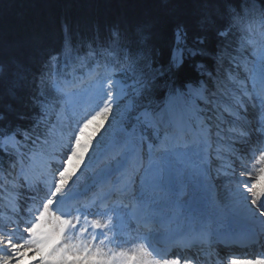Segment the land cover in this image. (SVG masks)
Segmentation results:
<instances>
[{
    "label": "snow or ice",
    "instance_id": "snow-or-ice-1",
    "mask_svg": "<svg viewBox=\"0 0 264 264\" xmlns=\"http://www.w3.org/2000/svg\"><path fill=\"white\" fill-rule=\"evenodd\" d=\"M225 8L229 20L216 27V37L222 42L232 38V42L237 43L235 33L242 26L244 10L236 11L231 4H226ZM201 23L211 26L215 21L208 17ZM178 35L181 39L186 38L183 31L178 30ZM205 40L206 36H197L193 47L178 49L167 63L139 44L135 47L125 44L107 52L116 70L100 85L95 107L71 129L67 145L54 154L53 190L41 203L38 214L33 216L27 211V202H34L36 197L26 195L29 190L28 180L23 175L26 169L22 165L19 172L16 165L5 168L3 161L6 157L15 159V156L26 160L40 136L44 135L39 130L41 125L47 124L46 113L51 103L48 88L51 86L59 91L57 78L68 68L67 63L61 64L57 57L48 60L36 83L32 99L36 115L31 124L12 127L0 116V173L3 174L0 182L4 185L0 192L11 189L16 194L7 201L3 211H10L9 204L14 200L19 209L18 219L27 217L23 222L29 225L15 240L9 233L8 242L0 243V264H24L28 255L33 257L29 264H264V229L245 237H226L229 242L199 230L187 236L181 234L180 238L164 244L147 228L141 233L138 227L131 238L123 235L126 225L133 219L138 225L142 220L141 226L153 219L152 205L144 199V194L164 186L172 174L170 161L158 164L154 157L169 144L170 138L187 132H191L199 144L202 163H197L195 172L199 188L210 204L252 221L259 220L264 226V191L259 186L264 179V50L259 78L253 75L250 84L240 83L238 94L229 93V99L222 104L223 62L238 63V59L225 48L217 50L215 65L197 61L196 57L208 54L206 47H200L205 45ZM238 43L245 47L249 41L240 36ZM185 53L194 61L196 75L180 78L178 71L184 64ZM17 79L26 80L22 68L17 71ZM213 88L216 91H212ZM158 100L165 102L160 111H157ZM177 101H183V120L177 124L162 121V114ZM249 115L252 121L247 120ZM113 122L119 125L120 136L119 140L113 139L115 155L124 157L121 166L125 168L116 180V184L122 182L123 187L114 191L120 192L124 199H137V209L143 213L142 217L135 211L129 214L126 208L131 205H125L122 199L108 202V196H101L84 202L81 197H87V192L69 191L73 184L81 181L96 158L104 132L112 128ZM94 123L95 129L86 131ZM146 130L155 131L157 139L163 135L159 147L150 135L145 134ZM170 154L171 148L164 159L168 160ZM145 155L148 156L146 165L143 162ZM56 156H59L58 160ZM70 157L77 163L70 173H65L64 169L72 163ZM257 160L260 163H256ZM113 171L119 169L102 170L96 183L107 182ZM133 176L139 180L137 192L130 191L135 184ZM46 179V175L42 176L37 187H43ZM213 180H216L215 185ZM45 203L48 204L46 209ZM4 230L0 227V231ZM257 235L259 241L250 245L251 251L247 244L241 250V242L255 241ZM25 236L29 239L25 240ZM126 245L131 246L127 251L123 250ZM234 252L252 258L229 259Z\"/></svg>",
    "mask_w": 264,
    "mask_h": 264
},
{
    "label": "trees",
    "instance_id": "trees-1",
    "mask_svg": "<svg viewBox=\"0 0 264 264\" xmlns=\"http://www.w3.org/2000/svg\"><path fill=\"white\" fill-rule=\"evenodd\" d=\"M226 4L244 10L243 23L264 15V0H0V116L12 127L31 124L36 83L51 57L83 69L82 61L90 65L97 55L112 61L107 52L113 48L139 44L167 63L183 42L193 46L204 35L200 47L208 54L195 59L215 65L222 43L216 27L229 20ZM208 17L215 23L202 25ZM193 63L185 57L178 76L196 75ZM21 68L23 81L17 79ZM163 103L157 101L159 107ZM11 160L6 157L4 166Z\"/></svg>",
    "mask_w": 264,
    "mask_h": 264
},
{
    "label": "bare ground",
    "instance_id": "bare-ground-1",
    "mask_svg": "<svg viewBox=\"0 0 264 264\" xmlns=\"http://www.w3.org/2000/svg\"><path fill=\"white\" fill-rule=\"evenodd\" d=\"M93 100L94 97H92V95L89 94L84 95L81 99H76L74 101V105L77 106L79 110L78 113L80 115L82 114L80 110V105L82 102L87 104V109L90 110L91 103L93 102ZM182 104H183L182 101H177L170 108L168 112L162 114V117L170 118L169 122L171 123L173 122L179 123L180 121L183 120V116H184V112L181 107ZM251 111L252 110L249 109V112ZM72 118L73 117L69 115L67 120L61 123L60 128H64L65 129L64 132L66 131L67 134H69L71 132V129H73L74 122L77 123V121L81 119V118L80 119L75 118V120H73ZM248 118H250V120L252 121V117L248 116ZM116 139L117 140L120 139L119 131L116 134ZM192 143L190 144V146L189 145L174 146L168 144L166 145L167 148L165 150L161 149V151L157 153L154 159L160 158V161L163 164H166L169 161L171 162L172 174H171V179L169 181H166L164 186L158 187L155 191L150 190V193L147 196L148 198L147 203L152 205L153 207V204H156L157 201L159 200L160 204L169 205V208L171 210H174L177 207H179L187 215H191L194 219H197L200 223H208L210 221L224 222L226 220L230 221L235 219L242 221L243 218L246 219V217L244 216L242 218V215L234 214L231 212H225L223 210L214 208L207 200V197L204 194H202L199 188L198 176L195 172L197 163H202V161H200L199 159L201 153H200V149H196V153L193 152ZM170 148H171V154L169 155L168 160H165L164 155L169 152ZM109 151H111V154H107L109 153ZM115 151L116 149L113 147V141L109 143V145L105 149L99 150L96 156V158L99 160L98 161L99 164L94 167L95 162H91L89 164V168L85 171V174L81 177V181L78 182V184L84 183L82 182L83 180L82 178L87 176L88 179L86 182V186H89L90 184L93 185L96 180L100 179V174L102 173V170L106 168L109 170L119 169V171H122L124 167L121 166V162L124 161V157L115 155ZM75 155L76 152L74 150V156ZM39 159L35 158V160H39L41 162V158ZM256 163H260V161L257 160ZM75 164H71L69 167H66L64 169V172L70 173L73 170ZM212 183L213 185H215L214 183H216V180H213ZM75 185L77 184H73V186L69 190H71ZM259 186L261 190L264 191V179L260 181ZM30 189L33 191L36 190V192H34L33 194L37 193V196L39 195L42 196V198L35 196L36 199L39 198L40 200L45 201L49 197V194L45 193V188L44 190H39V188L36 185H30L29 190ZM217 191L219 192L220 190L217 189ZM33 203H32L34 205L33 209H35L36 206L37 207L39 206L35 202ZM45 205L48 204L45 203L44 207ZM39 210L36 211V214H38ZM154 213L156 216L159 217H162L164 215L162 211H157ZM23 221L22 224H24L25 229H27L28 227H26L25 225L26 223H24ZM256 221L260 222L259 220ZM216 235L218 236V238L224 241H226L225 238L228 237V235L220 231L216 232ZM16 242L20 243L22 241H16ZM130 247L131 246L126 245L123 250L127 251L129 250ZM32 259L33 257L31 255L26 256L24 260V264H29V261H31Z\"/></svg>",
    "mask_w": 264,
    "mask_h": 264
},
{
    "label": "rangeland",
    "instance_id": "rangeland-1",
    "mask_svg": "<svg viewBox=\"0 0 264 264\" xmlns=\"http://www.w3.org/2000/svg\"><path fill=\"white\" fill-rule=\"evenodd\" d=\"M261 23V22H260ZM259 23V25H260ZM254 28V20L250 21L249 23H243L242 26L237 30L235 33V38L237 39V43L232 42V38H230L227 41H223L219 47V49H227V51L230 52L232 56L237 57V61H228L225 60L223 62V75L222 77L225 78V84L224 88L222 89V93L224 96V99L222 100L223 103H225L229 99V93H237V88L239 87L240 83L250 84L251 83V75L254 74L256 71L261 69V52L264 50V33H258V36L254 39H252L251 36L247 34L248 30H253ZM257 29V28H256ZM240 36H244L249 43L245 47H241L238 43V38ZM251 37V38H250ZM193 47L191 44L183 42L182 46H180L178 49H187ZM177 49V50H178ZM175 50V52L177 51ZM90 56L94 57V54L92 52L89 53ZM99 55L95 57L97 59ZM185 57L187 56V53H185ZM84 61H82L81 65L84 64ZM66 63L64 60L61 62V64ZM229 64H231V67H229ZM228 77H231V79H228ZM107 78H102L103 82ZM96 85V84H95ZM212 91H216L215 88L212 89ZM48 92L49 100L51 103L48 105V110L46 113V125H41V129L39 131H43L44 135L40 136L39 141L36 143L35 147L31 152L28 153V155L31 156L33 159L34 156L39 155L37 152L39 149L44 151L47 155L50 161L47 166L45 167L46 170H50L51 167L54 165V154L60 152L61 146H66L68 143V137L71 136V132L69 134L64 132V128L61 127V123L66 121L68 116L70 115L74 119V111L71 107L66 105V102L61 101V99L54 93L55 91L52 89V87L49 86ZM66 109V110H65ZM249 117H252L249 115ZM248 118V117H247ZM249 121L250 118H248ZM107 123V122H105ZM77 124L74 123L73 128H75ZM96 127V124L89 126L88 132H92ZM241 127V126H239ZM119 125L116 122H113L112 128L109 129L107 132H104V129H101V132H104V139L102 140L101 144L98 147V150H103L107 147L108 143L116 137V134L118 132ZM99 135V133L97 134ZM163 138V136H162ZM106 140V142H105ZM212 150V149H211ZM22 151V149H21ZM56 160L59 159V156L55 157ZM72 163H77L76 160H73L72 157L69 158ZM21 161V160H20ZM70 164V165H71ZM69 165V166H70ZM68 166V167H69ZM213 168L215 167L212 166ZM55 166L53 167V169ZM0 181H2L3 175L0 177ZM88 179V178H85ZM84 182V181H82ZM3 183L0 182V188H3ZM33 190H28L26 192V195L42 198L41 195L37 196L36 194H33L34 192H31ZM12 195H16L14 192H12ZM12 195H9V197H13ZM2 196V192H0V198ZM30 204L33 203V201H28ZM34 202L36 204H40L43 202V200H40L39 198L35 199ZM34 204V203H33ZM33 206V205H32ZM5 207L4 202H0V227H3L6 231H0V243H7L9 239V233H12L13 240L15 237L19 234H21L22 229H25L24 224H22L23 220H26L27 217H21L17 221L14 222V227L12 228L11 224H6V221H8L7 216L10 214L9 211H3ZM34 207V206H33ZM48 207V205H45V209ZM40 209V206H36L35 209H33L34 212ZM30 213V212H29ZM33 216L37 215L36 213L31 214ZM15 216H18L17 212L14 213L13 218ZM21 220V222H20ZM13 222V221H12ZM26 227H29V225L26 223ZM12 228V229H11ZM3 232V233H2ZM2 233V234H1ZM29 239L28 236L25 237V240ZM115 248V246H110ZM119 251L120 249H115Z\"/></svg>",
    "mask_w": 264,
    "mask_h": 264
}]
</instances>
